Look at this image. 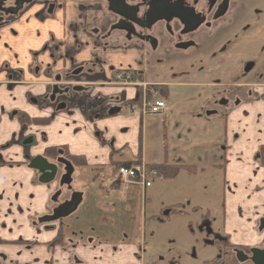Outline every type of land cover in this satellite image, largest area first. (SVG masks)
Masks as SVG:
<instances>
[{"label": "crops", "instance_id": "0c3cea01", "mask_svg": "<svg viewBox=\"0 0 264 264\" xmlns=\"http://www.w3.org/2000/svg\"><path fill=\"white\" fill-rule=\"evenodd\" d=\"M58 1L52 16L33 15L41 9L38 5L28 18V29L20 21L22 28L16 24L18 37L4 38L9 44V48H4V61L12 67H17L16 56L21 59L19 66L24 68L32 51H40L45 44L48 49L36 59L39 74L25 71L22 79H7L0 73V264H67L72 255L81 264H136L129 248L113 244L84 247L79 241L65 239L61 244L54 242L60 229L59 220L49 222L44 217L51 210L49 195L53 186L39 183L37 172L28 166L34 156H44L47 148L58 155L64 152L68 157L83 158V165L75 166L74 174L77 168H90L93 179L95 168L102 167L107 172L113 163L135 159L152 166L196 167L194 174L180 170L174 179L158 177L150 188L136 187L141 190L143 214L146 205L151 204V197L156 196L151 189L156 188L168 200L181 194L182 190L174 185L184 178L191 182L198 174L212 170V178L220 179L222 186L218 199L220 215L235 219L238 208L245 211L250 208L247 214L243 211L245 217L239 228L245 230L248 243H258L257 230L264 216V75L247 80L221 69L189 72L177 81L156 79L149 82L158 86H162L159 82L164 83V90L159 89L164 91L161 97L166 103L162 114L145 117L130 112L122 114L126 104L138 97V87L134 86L136 94L132 97V86L110 83L112 73L107 67L112 64L113 71H139L141 54L103 52L87 40L71 63L64 57V51L72 46L70 26L76 23L84 32V13L79 11L80 19H74L77 0ZM87 21L89 30L92 24ZM50 34L55 40H64V46L56 49L49 40ZM95 56L103 57L101 61L105 64L101 75L88 80L91 92L74 91L71 94L74 102L65 101L62 106L46 98L52 83L48 75L92 62ZM53 59L56 63L52 65ZM47 69L50 73L45 75ZM219 90L237 93L238 98L218 105L214 103V93ZM84 95L94 100L112 97L116 100L108 102L101 115L100 109L82 101ZM36 118L46 122L39 124ZM148 147L154 151H148ZM84 195L82 192L81 202Z\"/></svg>", "mask_w": 264, "mask_h": 264}, {"label": "flooded vegetation", "instance_id": "af4514ba", "mask_svg": "<svg viewBox=\"0 0 264 264\" xmlns=\"http://www.w3.org/2000/svg\"><path fill=\"white\" fill-rule=\"evenodd\" d=\"M263 1L264 0H91L89 2L87 0H77L78 5L72 17L74 19H80V12L84 13L82 17L84 32H81V30L76 27V23L70 26L72 46L64 51V57L73 63L74 56L84 49V41L89 40L90 42L92 41L93 46H96L103 52L109 50L115 52L129 51L131 52L130 54L134 55V51H138L142 58L140 62L146 59L147 65L156 64L158 67L165 69L168 64L173 66L177 62L179 64L183 61H198L203 58L206 63L201 65L202 68L199 70L200 73L212 71L213 67L214 70H216L218 69V65L216 64L217 58H212L214 55L210 52L215 49L213 47L214 39L224 34L227 28H230L234 22L238 23V19L239 27L242 28L241 18L244 16V13L251 7H253L255 12H259L260 9L263 8V6H261ZM58 2V0H0V73L3 74L5 78L22 79L25 71L39 74L40 67L36 63V59L40 53L47 51L48 44H45L40 51L31 52V60L27 64V67L22 68L19 66L21 59H19L18 56L15 57L17 67H12L11 63L9 64V62L4 61V48H9V44L4 41V38L6 39V36L10 39L18 37V27L16 24L19 23L22 28L20 21L23 22L25 25L24 27L28 29V18L38 5H41V9L36 11L33 15L52 16ZM260 6L261 8L258 9ZM76 12L78 13L76 14ZM87 19H89L92 24L89 30H87L89 26ZM240 36L242 35H235L236 38H232L230 45L234 44L238 39L240 40L242 38H240ZM49 40L51 44L55 45L56 49L64 46V40H55L53 34L49 35ZM102 59L103 57L95 56L92 62H83L76 66H71L70 69L64 68L56 72L53 76L48 75L47 77L51 78L52 83L49 86V88L51 87L50 95L46 98L56 101V105L62 106L65 101L74 102V96L71 95L74 92L73 88H82L80 91L81 93L84 92V94H87L89 91L91 92V82L88 80H93L95 76L101 75L103 65L105 64V62L101 61ZM51 63L52 65L55 64L56 60L53 59ZM252 67L253 64L247 65L248 70ZM111 69H113V65L109 64L107 71L113 73L114 71ZM115 71L129 72L134 75V77H138L140 86H142V84H147L152 89L158 86L156 83L144 81L139 71ZM160 72L164 71L161 69ZM44 73L45 75L49 74V69L45 70ZM82 78L87 79L88 82L77 81ZM164 79L166 78H159L158 80ZM109 82L115 84L112 81V74ZM159 84L162 86L164 85L162 81L159 82ZM162 86H158L157 88L162 89ZM224 91H215L214 103L222 105L237 100V93L232 94L229 91ZM70 96L72 98H70ZM115 100L114 97H112V99L102 98L100 100H94L92 97L90 98V96L85 95L82 99L84 103H88L89 107H97L100 109L99 114L103 112V108L108 102ZM102 114H104V112ZM55 152L56 151L50 152L49 150V152L47 151L46 154H44L46 157L50 153V156H48L49 158H45L42 155H36L32 158L34 159L37 156H42L48 163L54 164L55 166L54 179L46 184L52 185L53 189L49 195L51 210L44 215L45 218L50 216L54 209L61 204L67 203L68 201L70 202L68 204H74L79 199H82V192L75 191L71 188L74 184L73 174L75 167L69 159L71 157H68L64 152L59 155ZM34 170L37 172L39 178L40 175L38 171L36 169ZM95 172V179L101 176L107 178L113 175L111 167H109L107 172L103 170L99 171L95 168L94 173ZM98 183V188L106 195V200H103V198L96 199L95 205L100 207L107 217H100L97 220L94 230L98 237H106L104 231L106 229L112 230L115 227L114 224H116V221L117 224L121 223L122 220L128 217L127 215L134 207V204L129 202L132 200L131 197H126L124 194L128 190L136 188V186L123 187L116 183L103 184L101 180H98ZM65 190L68 192V195L62 198L65 194ZM118 194H120V196ZM81 203L80 201L76 210L82 205ZM189 203L190 202H187V204ZM220 206L221 204L218 203L219 209ZM191 209L193 212L198 211V213L205 215H200L198 219H196L197 229L200 234L205 237L202 239V249L205 251V248H207L206 246H208L213 248L216 252L213 258L201 260V264H264V216H262L263 221L260 223L257 230L260 238L259 242L250 244L246 239L247 237L244 238L245 230L239 228L240 224L243 225L242 219L245 217L243 213L244 210L238 208L236 218L229 219L216 213H209L208 215L207 212H211L210 210H212V208H204L205 210H202L200 205H196ZM171 214L179 215L181 213L180 211H178V213H173L172 211ZM108 215L111 217H108ZM256 216H258V211ZM109 220L112 221L109 222ZM79 242L78 244H84V247H90L91 244H95L96 247H102L108 244L102 240L94 242L87 237L85 240ZM112 246L113 245H110L111 248ZM117 246L129 248L131 258L136 261V264L140 262L137 256L138 251L140 252L139 246L136 247V244L133 246L130 244H118ZM200 252L206 255V252ZM199 255L201 254L199 253ZM67 264H81V260L75 255H72ZM152 264H164V262L160 257Z\"/></svg>", "mask_w": 264, "mask_h": 264}, {"label": "rangeland", "instance_id": "374dc122", "mask_svg": "<svg viewBox=\"0 0 264 264\" xmlns=\"http://www.w3.org/2000/svg\"><path fill=\"white\" fill-rule=\"evenodd\" d=\"M261 6L258 7V9L261 8L259 12H255L251 7L244 13L241 18L242 28L239 27L238 19V23L234 22L224 34L214 39L213 47L215 49L210 52L214 55L212 58H217V71L221 69L233 71L235 72L234 76L239 74L247 80L264 75V1ZM240 34L242 35L240 38H242L230 45L232 38ZM205 63L206 61L202 58L198 61H183L179 64L177 62L173 66L168 64L164 69L156 64L147 65L145 59L140 62L142 69L139 74H142L144 81L148 82L159 78L177 81V79L185 77L183 74L199 71L202 68L201 65ZM248 64H253L249 70L247 69ZM161 69L164 72H160ZM132 87H130L131 95L134 97L136 88ZM122 114L128 115L129 111L125 109ZM154 140L156 142L154 150H156L157 140ZM154 150L152 147H148V151ZM76 170L73 175L74 184L71 188L84 192L85 195L82 205L73 214L57 222L60 224L65 241H83L87 237L94 242L102 240L114 246L136 244V247H140V252L138 251L137 255L140 260L138 264H152L160 257L164 264H201V260H209L215 256L216 252L213 248L204 244L207 248L205 251L202 249V239L205 237L197 229L196 219L200 215H205L198 211L193 212L191 209L193 206L200 205L202 210L212 208L210 210L212 213L217 210L219 212V189L222 186L219 183L220 179L212 178V170L211 173L198 174L192 178L191 182L184 178L179 184L176 183L177 185L174 186H178L182 190L181 194L168 200L163 195H159L156 188L151 189V193L153 191L156 196L151 197L150 205H146L145 215L141 213V190L138 188L128 190L124 195L131 197L132 200L129 202L133 203L134 207L121 223L117 224L116 221L112 230L104 231L106 237H98L94 230L97 220L102 216L107 217L103 210L95 205V201L101 198L106 200V195L98 188V180L93 179L92 169L77 168ZM67 195L68 192L65 190L62 198ZM118 195L120 196V194ZM176 200L181 203V206H175ZM187 201L190 202V205L187 204ZM173 209H178L181 214H171ZM108 217L111 216L108 215ZM256 233L254 229L253 234L256 235ZM200 251L206 252V255Z\"/></svg>", "mask_w": 264, "mask_h": 264}, {"label": "built area", "instance_id": "2783aa9c", "mask_svg": "<svg viewBox=\"0 0 264 264\" xmlns=\"http://www.w3.org/2000/svg\"><path fill=\"white\" fill-rule=\"evenodd\" d=\"M113 83L120 85H138L139 78L134 77L129 72H115L112 75ZM147 84H142V90L139 98L128 106L133 114L140 117L147 115H159L165 108V102L159 98L157 93H148L149 87ZM160 174V170L145 164L142 160L135 161L130 165H121L115 167L113 175L101 176L100 180L103 184L116 183L123 187L141 186L147 188L152 185L153 179Z\"/></svg>", "mask_w": 264, "mask_h": 264}, {"label": "water", "instance_id": "95a60500", "mask_svg": "<svg viewBox=\"0 0 264 264\" xmlns=\"http://www.w3.org/2000/svg\"><path fill=\"white\" fill-rule=\"evenodd\" d=\"M82 88H73L74 91H80ZM29 167L32 169H36L39 173L38 181L40 183L47 184L51 182L54 179V173H55V166L54 164H50L46 161L45 158L42 156H37L34 159L30 160ZM80 199L74 203V204H68L67 203L61 204L57 208L54 209L53 213L45 218L47 221H56L59 219L66 218L70 216L72 212H74L80 203ZM263 219L260 220V223H262Z\"/></svg>", "mask_w": 264, "mask_h": 264}, {"label": "trees", "instance_id": "16d2710c", "mask_svg": "<svg viewBox=\"0 0 264 264\" xmlns=\"http://www.w3.org/2000/svg\"><path fill=\"white\" fill-rule=\"evenodd\" d=\"M153 90H157L159 91V94L162 95L164 91H160V90H164V89H158L157 87L153 88ZM35 121H37V123L39 124H43L46 122L45 119H34ZM48 152H49V148L47 149ZM70 160L73 162V164L75 166H79V165H83V161L84 160L83 158H77V157H71ZM131 164V162H125V163H113L112 165L113 166H120V165H129ZM156 168H158L160 170V177L166 179V180H171V179H174L180 170H186L187 172H190L192 174L195 173V169L196 167L195 166H185V165H172V166H168V165H156L155 166ZM97 169H100L102 170V167L101 168H97ZM173 213H178V211L175 209L173 210ZM63 235L61 233V229H59L58 233H57V236L56 238H54V241L55 243H58V244H61L63 242Z\"/></svg>", "mask_w": 264, "mask_h": 264}]
</instances>
